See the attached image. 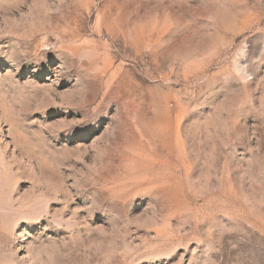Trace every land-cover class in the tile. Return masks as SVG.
<instances>
[{
    "label": "rangeland",
    "instance_id": "obj_1",
    "mask_svg": "<svg viewBox=\"0 0 264 264\" xmlns=\"http://www.w3.org/2000/svg\"><path fill=\"white\" fill-rule=\"evenodd\" d=\"M0 264H264V0H0Z\"/></svg>",
    "mask_w": 264,
    "mask_h": 264
}]
</instances>
